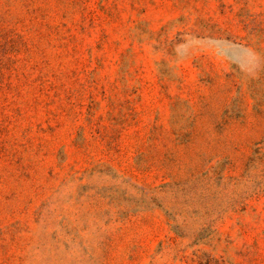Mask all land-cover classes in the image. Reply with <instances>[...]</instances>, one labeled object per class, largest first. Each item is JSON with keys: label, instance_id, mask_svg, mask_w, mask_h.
Here are the masks:
<instances>
[{"label": "rangeland", "instance_id": "obj_1", "mask_svg": "<svg viewBox=\"0 0 264 264\" xmlns=\"http://www.w3.org/2000/svg\"><path fill=\"white\" fill-rule=\"evenodd\" d=\"M0 264H264V0H0Z\"/></svg>", "mask_w": 264, "mask_h": 264}]
</instances>
